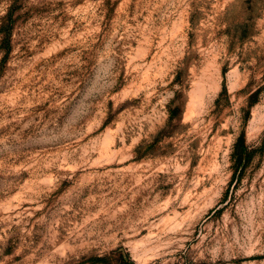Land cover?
Segmentation results:
<instances>
[{"label": "rangeland", "instance_id": "rangeland-1", "mask_svg": "<svg viewBox=\"0 0 264 264\" xmlns=\"http://www.w3.org/2000/svg\"><path fill=\"white\" fill-rule=\"evenodd\" d=\"M0 264H264V0H0Z\"/></svg>", "mask_w": 264, "mask_h": 264}]
</instances>
